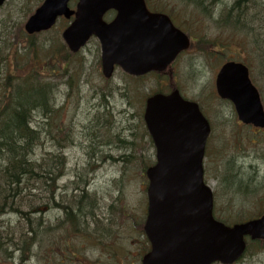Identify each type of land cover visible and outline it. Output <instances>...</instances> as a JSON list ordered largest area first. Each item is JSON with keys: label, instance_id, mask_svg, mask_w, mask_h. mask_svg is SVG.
Listing matches in <instances>:
<instances>
[{"label": "rangeland", "instance_id": "obj_1", "mask_svg": "<svg viewBox=\"0 0 264 264\" xmlns=\"http://www.w3.org/2000/svg\"><path fill=\"white\" fill-rule=\"evenodd\" d=\"M44 1L6 0L4 6L0 7V35L8 39L21 32V38L15 41L16 44L21 43L20 47L18 46L19 48L28 45L30 37H24L27 35L24 26L29 17ZM163 1L171 4L172 11H175L178 15L184 12L187 17H190L187 22L189 30L193 34L207 38L210 42L216 40L218 43L230 45V49L225 52L226 55L223 54L221 57H216V59L214 56L206 55L192 57L188 65L191 74L190 82L188 73H184L183 62L181 61L182 65L176 68L175 80L179 83L182 78L181 86L186 88L188 92L185 94L180 88L182 94H185L191 100L194 99L198 103H202L214 115L212 116L206 111L208 118L213 117L212 122L215 131L208 146L204 171L206 183L220 197L219 201H215V217L219 208L220 213L217 217L228 221L235 218L242 220L256 217L261 212L259 208L264 207L263 188H260L257 184L254 186L257 193L246 196L236 191L227 192L223 182L230 167H235L243 173V182H248L250 177L256 175L264 176V133L255 136L249 130H245L246 128L242 131L237 130L234 122L230 120L233 117L232 114L235 113L234 107L229 103L225 104L215 100L216 95L212 96L215 92L214 72L212 70L216 60L222 59L224 63V59L233 58L243 62L250 68L251 74L256 75L253 68L257 65V57L261 54L264 55V22L257 31L256 27L239 29L244 31L242 33H245V38L243 34L238 35L236 31L228 30V32H224L228 25L222 15L220 18L221 11L226 8L230 9L235 0H216L219 3L216 4V19L213 17L209 19L197 17L199 15L198 10L194 6L185 7L183 5L186 0ZM187 1L190 2L191 0ZM76 2V0H72L70 7L75 9ZM251 3L255 5L256 1L252 0ZM183 8H188L187 12ZM211 11L214 12L212 9ZM68 22L60 20L50 32L38 35L37 43L45 45L53 40L51 37L59 40L61 38L62 40V32L67 28ZM224 34H227V36ZM97 43V40H93L78 57L71 60V63L65 69H60L63 71L57 72V76L60 78L59 82L62 83L60 91L56 92L58 107L63 108V120L71 127L74 134L72 138L76 144L66 152L68 169L78 167L80 161L88 163L90 160L88 159V152L91 151L88 148L90 143H92L91 147L95 148L101 143L106 144L108 146L107 150H112L109 154L113 157L116 156V158H113L114 163L107 161L103 168L96 169L92 174L93 181L91 184L82 185L71 174L64 176V179L59 181L60 191L57 196H62L61 193L74 194L76 185L81 189H88L90 198L95 196L97 201L90 212L91 215L95 216V219L86 222L87 228H90V233L101 238L100 241L73 238L70 246L62 247L59 258L62 259V264H91L89 262L94 264H139L141 252L147 247L146 237L140 227L144 224L146 218L148 182L144 178L145 175L142 176V170L138 166V163L143 164V162L129 161L128 157L143 155L152 160L153 154L143 136L146 133L141 119L135 118V116L130 121H119L117 114L119 110L127 108V101L132 103L130 114H137L136 106L140 103L143 94L150 95L153 91L157 92L159 90L168 92V84L171 85L172 81L166 78L161 82L156 77L150 76L145 80L132 82L124 76L122 71L118 70L113 79L106 82L101 74L100 50ZM253 46L255 49H253ZM7 55L11 61L12 56L9 51ZM192 55L198 54L192 53ZM254 78L252 76V79ZM258 83L261 86L260 90L263 89L264 85H260L262 82ZM68 86L76 87L74 91H71ZM118 87H126L127 89L124 100L118 94ZM135 87L140 88V97L136 94L138 88ZM100 104L103 105L102 108ZM107 104H110L108 110L105 106ZM93 105H95L94 108ZM111 109L114 112V123L105 127L102 122L105 113H108ZM97 116L101 117L96 120ZM36 121L44 129L43 138L46 137L43 121L38 118ZM125 127L127 128V134L124 132ZM102 133L107 137H118L122 141L128 139V142L140 144L141 147H136V152H133V146L120 145L117 139L113 141L115 144L111 145L104 139ZM42 141L45 143L44 139ZM49 145L46 143L47 147L44 146V150H36L38 158H45L43 152L50 151ZM123 157L124 159H122ZM258 180H260L259 177L254 178V182ZM74 209L76 210L75 207ZM46 217L57 226L58 222L56 221L64 219L65 216L63 217V212L57 208L52 210ZM6 219L16 221L14 217ZM73 254H77L79 260H77V257L74 258ZM42 262L47 264L45 259ZM42 262L40 263L38 258H33L29 264H43ZM237 264H264V244L255 248L250 247L247 255Z\"/></svg>", "mask_w": 264, "mask_h": 264}, {"label": "water", "instance_id": "obj_2", "mask_svg": "<svg viewBox=\"0 0 264 264\" xmlns=\"http://www.w3.org/2000/svg\"><path fill=\"white\" fill-rule=\"evenodd\" d=\"M5 0H0V6ZM46 0L26 24L33 35L50 30L59 17L76 21L63 38L78 53L92 36L102 46L104 75L115 66L131 75L164 72L189 48L188 38L163 15L148 12L144 0ZM115 10L107 24L104 15ZM217 91L230 100L241 121L264 128V107L247 69L227 65L219 74ZM146 122L157 146V164L148 169L149 209L145 233L152 250L143 264H233L245 252V237L264 240V216L233 228L213 218V194L204 184L203 160L211 129L197 104L176 91L148 100Z\"/></svg>", "mask_w": 264, "mask_h": 264}, {"label": "trees", "instance_id": "obj_3", "mask_svg": "<svg viewBox=\"0 0 264 264\" xmlns=\"http://www.w3.org/2000/svg\"><path fill=\"white\" fill-rule=\"evenodd\" d=\"M234 4L233 10H222L220 18L222 15L231 19L230 14H236L237 22L245 20L244 26L250 25L248 20L258 11L257 6H252L250 0H238ZM37 36L30 37L29 44L19 48L21 43L15 41L21 38V32L8 39L0 35V264H26L31 258L60 264L59 253L67 246L59 245L64 237H55L58 228L46 217L57 208L65 216L58 221L62 229L74 228L71 232L76 237H94L86 221L95 216L77 211L81 205H84L82 211H87V203L93 198L77 185L74 189L77 193L57 196L58 175L55 172L52 179V158H33L42 139L52 141L47 135L43 138L44 129L36 120L43 121L46 128V114L51 105L55 106L57 96L54 84L57 72L76 58L58 38L51 37L53 40L41 45L37 43ZM58 113L53 109L55 117ZM255 177L260 180L254 182ZM242 178V172L230 167L223 182L225 190L246 196L257 193L254 187L257 184L264 190V176L250 177L248 182H243ZM259 210L261 212L252 218L264 215V207ZM13 215L19 218L6 219ZM253 246L256 244H250Z\"/></svg>", "mask_w": 264, "mask_h": 264}, {"label": "bare ground", "instance_id": "obj_4", "mask_svg": "<svg viewBox=\"0 0 264 264\" xmlns=\"http://www.w3.org/2000/svg\"><path fill=\"white\" fill-rule=\"evenodd\" d=\"M238 0H236L234 3H236ZM240 1V0H239ZM242 1V0H241ZM241 3V2H240ZM235 4L232 5L230 9L233 10ZM252 6H257L258 11L254 14L251 19L248 20L247 26H244L245 20H242L237 22V15L236 14H230L231 19L229 16H225L224 20L232 25V26H238L239 29H244L246 27H256V31L262 27L263 22H264V0H261L259 4H255ZM240 7V6H239ZM53 109L54 107L51 105L50 108L48 109L47 112V120L46 121V128H45V133L47 136H49L52 141H50L48 144L49 145V152H43V155L45 157L52 158L50 160V168L53 169V176L52 179H55V172L57 173L58 177L57 180L64 179V176H69L70 174L74 176V179L79 181L82 185L86 184H91L93 181L92 174L94 173V170L97 168L96 166H99L100 168L104 167V164L108 161H111V158H116L110 155L109 153L112 151L111 149H108V146L104 143L99 144L96 148L91 147L92 143L89 144L88 148L91 149L90 152H88L90 159L87 162L80 161V164L78 167L72 169H68V162L64 161V156L66 155V152L72 148L71 143L75 144V141L73 138H65L64 133L65 130L62 128L61 125H59L56 121L55 114H53ZM110 109V108H109ZM114 109V108H113ZM113 109L109 110L108 113H105L104 120L102 122L103 126H110L114 123V112ZM108 110V109H107ZM125 112V108L122 110H119V113L117 114L119 116V121L122 120L123 118V113ZM52 142V143H51ZM109 144L113 145L115 144L114 142H108ZM120 145H126V146H132L133 143L131 142H126V141H119L118 142ZM76 145V144H75ZM44 146H46V143H44L42 140L41 142L36 146V150H44ZM47 150V149H46ZM125 157V156H124ZM124 157L122 159H124ZM34 159H38V155L36 154ZM40 161V160H37ZM103 163V164H101ZM25 174V173H24ZM23 174V175H24ZM25 177H28L26 174ZM61 195H66V193H61ZM93 199H90L88 201L87 206H90L91 208L88 209L87 211H82V207L84 205H81V209H77V211L83 212V215H89L91 212V209L93 205L96 203V198L95 196L92 197ZM77 211L75 212L77 214ZM15 219H18V215H13Z\"/></svg>", "mask_w": 264, "mask_h": 264}, {"label": "flooded vegetation", "instance_id": "obj_5", "mask_svg": "<svg viewBox=\"0 0 264 264\" xmlns=\"http://www.w3.org/2000/svg\"><path fill=\"white\" fill-rule=\"evenodd\" d=\"M183 5L185 7L194 6V8L198 10V11L196 10L198 12V14L201 15V17H200L201 19H209V18H212V17L216 19V0H214V1H206L204 3L200 2V1H197V0H191L190 2L186 0V1L183 2ZM147 7H148L149 11L152 14H163V15L169 17V19H171L173 24L177 28L181 29L182 31L186 32L185 28L187 29L186 33L188 34V36L191 39V49L189 51H187V52H184L180 56L179 60L172 67V70H174L175 74H176V68L178 66L182 65V64H185L184 65V69H186V72L188 73L189 79H190L191 78V74H190V70L188 69V65H189L190 59L192 57L206 55V56H214L215 59H216V57H221L223 54L226 55V53H225L226 50L230 49V45H226L224 43H218V42L216 43V40L212 41V43L210 45H208L207 48H205V41L208 40V39L207 38H202L201 36H199L197 34H193L189 30V27H188L186 21H188L190 19V17H187V15L184 12H182L180 15H178V13H176L175 11L173 12L171 4H168L166 1H163V0H149L147 2ZM187 9L188 8H185V9L183 8V10H185L186 12H187ZM211 9L214 10V12L211 11ZM114 15H115L114 12H110L108 14V18L111 19V18L114 17ZM226 24L228 26H232V25L228 24L227 22H226ZM214 25H215V28H216V21L214 22ZM192 53H196L198 55H192ZM263 53H264V51H263ZM261 57H262V60H264V55L263 54H261ZM181 61L183 62L182 64H181ZM229 62L243 63L240 60H237V59L234 60L233 58L224 59V63H223L222 59L216 60V64L214 65V69L212 70V72H214V81L216 80V71L217 72L220 71V69L225 64H227ZM251 68H253V67L251 66ZM257 68H260V70L263 71L264 70V64H261V65L257 66ZM106 82H108V81H106ZM135 88H138L136 90V94L139 96L140 88L139 87H135ZM118 94L121 96V99L124 100L125 96L127 94L126 87H121V88L118 87ZM131 104L132 103L130 101H127V103H126L127 108L125 109V112L123 113L122 120L124 122L125 121H130V120L134 119L133 117H135V116H136L135 118H139V119L143 120L144 111H145V105L142 106V103H139L136 106V109L138 110V113L137 114L136 113L135 114H130V108H131L130 105ZM105 106H106V110L110 108V104H107ZM92 107L94 108L95 105H93ZM102 107H103V105H101V108ZM101 115H103V114H101ZM232 115L234 117L235 114L233 113ZM99 117H101V116H97L96 120ZM238 125H239V123H238ZM90 127L92 128V126H90ZM250 128L253 129L254 132H256V134H258L260 132H264V131L255 129L253 127H250ZM126 130H127V128L125 127L124 128V132L125 133H126ZM102 135H103L104 139L106 141H108V142L116 141V139H117L118 142L122 141V140H119L118 137L115 138L114 136H108L107 137L105 134H102ZM126 139H127V136H126ZM125 141L128 142V139L125 140ZM131 143H133V145H132L133 146V152H136V147H139L138 146L139 144H136L134 142H131ZM148 146H149V150L152 152V154L155 155L156 151H155V147H154L153 143L148 141ZM128 158H130V157H128ZM114 161L115 160L113 158H111V161H109V162H113L114 163ZM145 162L148 163L147 164V167H148L154 162V160H148V161H145ZM101 164H103V163H101ZM96 167L100 168L99 166H96Z\"/></svg>", "mask_w": 264, "mask_h": 264}]
</instances>
